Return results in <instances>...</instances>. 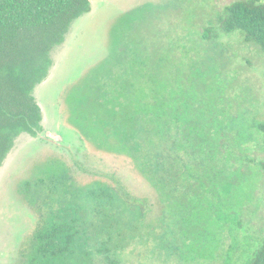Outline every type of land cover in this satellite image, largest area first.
Masks as SVG:
<instances>
[{
	"label": "trees",
	"instance_id": "1",
	"mask_svg": "<svg viewBox=\"0 0 264 264\" xmlns=\"http://www.w3.org/2000/svg\"><path fill=\"white\" fill-rule=\"evenodd\" d=\"M91 9L92 0H0V167L20 135L43 132L35 89L50 73L52 50ZM213 25L223 33L238 30L264 53V0H234ZM218 38L216 30L210 40ZM137 56L121 72L109 64L110 54H97L72 74L60 89L65 104L58 122L79 140L34 141L36 149L10 175L9 191L31 207L38 224L42 220L31 236L28 264H129V254L146 258L152 247L162 250L151 255L158 264H179L190 258L179 246L201 243L203 232L183 227L187 216L196 227L201 200L210 209L203 219L219 220L211 216L218 217V204L211 201L221 199L238 138L235 130L228 145L232 111L224 91L211 87L220 63H209L212 54L176 55L181 69L206 57L213 74L204 109L176 92L182 77L160 79L163 68L172 70L173 54ZM137 72L143 74L144 95L135 84L139 73L131 76ZM190 82L199 84L197 78ZM255 128L264 139V118ZM260 165L264 171V161ZM250 255L245 264H264V238Z\"/></svg>",
	"mask_w": 264,
	"mask_h": 264
},
{
	"label": "rangeland",
	"instance_id": "2",
	"mask_svg": "<svg viewBox=\"0 0 264 264\" xmlns=\"http://www.w3.org/2000/svg\"><path fill=\"white\" fill-rule=\"evenodd\" d=\"M232 1L92 0V9L72 23L64 42L52 50L50 73L35 89L34 94L43 111V132L37 137L27 133L20 135L0 167V264H28L34 227L42 223L41 219L39 224L35 221L31 207L22 203L26 210L20 205L19 196L9 191V177L21 170L26 159L23 158L29 150L36 149V142H43L47 137L69 143L79 140L75 133L70 134L59 126L58 119L62 117L65 104L61 103L60 89L71 81L72 74L79 73L82 65L91 58L93 62L97 54L104 57L110 54L109 64L116 65L121 72L126 71L123 65L131 64L132 56L173 54L172 70L163 68L160 79L167 80L171 74L174 80L180 81L182 77L184 85L179 83L176 92L187 93L190 102L198 100L195 105L204 109L213 74L207 65L220 63L219 81L215 80L211 87L224 91L232 111V127L225 129L229 146H233L231 139L238 130L237 142L233 153L229 154L232 156L229 165L227 163L230 177L226 186L220 187L221 199L211 201L218 204V217L214 212L211 216L219 220L203 219L204 215L210 214L204 199L201 200L204 206L197 212L201 217L196 220L194 229L191 228V216H187L184 229L191 233L203 232L200 234L202 239L194 249L179 246L190 258L178 263H247L254 248L264 238V171L260 165L264 161V139L255 128L256 122L264 118V53L257 45L245 43L238 30L223 33L213 25L218 12ZM216 30L218 40H210ZM177 54L212 56L209 63L206 57L198 56V63L191 69L186 63L181 69L177 67ZM191 78L199 80L198 86H193ZM144 83L143 74L139 73L135 80L140 86L138 94L144 95ZM223 106L221 104L220 108ZM194 111L190 116L202 120ZM174 218L173 226H178ZM148 251L146 258L150 256L152 264H158L151 255L162 250L152 247ZM146 258L131 253L127 263L138 264L144 260V264H150Z\"/></svg>",
	"mask_w": 264,
	"mask_h": 264
},
{
	"label": "flooded vegetation",
	"instance_id": "3",
	"mask_svg": "<svg viewBox=\"0 0 264 264\" xmlns=\"http://www.w3.org/2000/svg\"><path fill=\"white\" fill-rule=\"evenodd\" d=\"M49 138L52 139L53 141H57V140L53 139L52 137H49ZM58 142H60V141H58Z\"/></svg>",
	"mask_w": 264,
	"mask_h": 264
}]
</instances>
